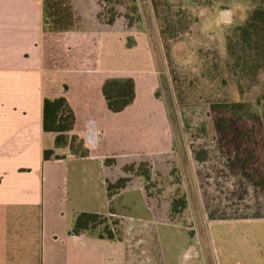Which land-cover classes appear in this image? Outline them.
<instances>
[{
  "label": "crops",
  "instance_id": "0c3cea01",
  "mask_svg": "<svg viewBox=\"0 0 264 264\" xmlns=\"http://www.w3.org/2000/svg\"><path fill=\"white\" fill-rule=\"evenodd\" d=\"M71 1L78 23L70 31L52 33L45 0H0V264H244L220 259L217 248L189 239L180 214H172V202L148 191L143 175L126 176L138 171L130 160L135 155L133 136L144 141L143 154H157L165 165L174 153L169 116L146 117L142 111L153 105L148 96L156 91L158 70L89 67L86 45L104 50L120 40L121 32L106 31L98 23L95 0H84V8L79 0ZM66 61L75 62L66 67ZM113 79L135 84V101L121 113L109 111L103 94L105 83ZM143 88L148 90L141 100ZM59 98L66 99L75 115L70 135L86 142L87 157L74 154L70 146L58 148L57 134L44 132V101ZM45 151L53 153L49 160H44ZM88 161L100 169L105 204L92 203L100 208L78 211L69 219V173L74 164ZM185 195L189 206L190 192ZM84 200L88 206V195ZM160 203L166 207L159 212ZM82 213L145 222L136 232L145 243L132 244L130 233L124 232L113 241L92 233L72 234Z\"/></svg>",
  "mask_w": 264,
  "mask_h": 264
},
{
  "label": "rangeland",
  "instance_id": "374dc122",
  "mask_svg": "<svg viewBox=\"0 0 264 264\" xmlns=\"http://www.w3.org/2000/svg\"><path fill=\"white\" fill-rule=\"evenodd\" d=\"M79 1L83 8L87 5L84 0ZM163 2L168 3L174 18L179 14L175 20L181 18L184 27H187L178 39L170 41L162 38V24L155 17L152 0H136L142 22L140 31L129 32V35L121 32L120 40L109 42L110 45L105 46L104 50L98 44L89 43L85 47L91 68L158 70L156 91L151 95L147 93L149 103L153 105L142 111L146 117L169 116L175 136L172 144L174 153L167 160V168L157 154H143L144 141L133 136L136 147L133 150L135 155L130 160L136 163L138 171L132 169L131 174L126 173V176L136 179L138 174H145L143 180L148 183L147 190L160 194L166 202H172L171 208L174 201H185L186 192H190V205L187 203V208L179 209L177 213L172 210L174 215L185 214V217L179 215L178 220L188 230L189 239H197L199 244L217 248L220 259L225 256L232 262L241 260L244 264H264V193L259 190L254 174L243 168L241 151L234 150L229 158L221 151L220 136L210 111L211 105L217 101L240 102L251 113L264 115V103L257 105L258 99L264 95V71L258 75L255 86L241 93L236 81L225 70L227 38L244 25L252 4L242 0ZM55 3H58L57 10L65 16V10L70 8L68 4L72 7L75 5L70 0H45V7ZM95 10L98 12L96 3ZM46 11V23L50 28L54 19L50 18L49 9ZM223 11L231 12L230 23L221 22ZM69 22L72 25L78 23L76 14ZM74 62L66 61L64 66L72 67ZM59 78L61 80L63 77ZM223 81L225 84H221ZM144 89L139 91L141 100L143 91L148 90ZM160 101L165 103L166 108ZM66 136L68 142L76 137L70 133ZM73 149L76 152L86 150L90 154L86 142L80 137H77ZM72 169L68 184L69 219L78 211L100 208V205L96 208L92 203L105 204L102 175L100 169L97 170V163H76ZM119 169L121 166L116 171ZM108 174L111 177L113 172L109 170ZM84 184L88 185V190ZM184 185L186 192L182 190ZM96 194H99L98 198ZM86 195L89 197L88 206L84 200ZM151 203L156 205L155 201ZM164 206V203L158 206L159 212ZM108 224H111L117 237L123 232L126 236L130 233L132 244L144 245V240L136 232L144 229L145 222L138 224L131 219L111 218ZM152 228L155 230V227Z\"/></svg>",
  "mask_w": 264,
  "mask_h": 264
},
{
  "label": "trees",
  "instance_id": "16d2710c",
  "mask_svg": "<svg viewBox=\"0 0 264 264\" xmlns=\"http://www.w3.org/2000/svg\"><path fill=\"white\" fill-rule=\"evenodd\" d=\"M252 4L243 26L237 28L227 38V59L225 70L236 81L238 89L242 93L256 85L260 72L264 71V0H242ZM48 2V1H47ZM72 3V1L70 0ZM98 12L97 21L106 31L138 32L141 28L136 0H95ZM56 4H51L50 18H53L48 30L52 33L70 31L74 25L70 19L74 18L71 4L66 15L57 10ZM155 17L162 24L161 35L165 40L178 39L187 27L180 18L175 20L171 15L172 10L163 0H152ZM48 11H46L47 14ZM51 12H54L52 15ZM47 25V23H46ZM72 25V26H71ZM221 84H225L223 81ZM103 94L109 111L112 113L123 112L136 98L135 84L130 79L108 80L103 87ZM264 103V95L258 99L257 105ZM211 117L220 136V149L226 157H230L234 150L242 152V166L252 172L256 178L259 190L264 193V115L251 113L242 103L217 101L211 105ZM76 118L65 98L54 100L46 99L43 107V129L46 133L57 134V147L70 146L74 151V143L77 137L68 142L67 134L75 126ZM74 154L87 157L88 151H74ZM53 153L44 152V160H49ZM145 176V174H141ZM120 187L125 181L120 182ZM111 191V187H109ZM111 197V196H110ZM186 200H176L172 204V210L177 213L179 209L185 210ZM173 212V211H172ZM109 218L102 215L82 213L75 222L72 234L85 233L96 234L100 239L115 240Z\"/></svg>",
  "mask_w": 264,
  "mask_h": 264
},
{
  "label": "water",
  "instance_id": "95a60500",
  "mask_svg": "<svg viewBox=\"0 0 264 264\" xmlns=\"http://www.w3.org/2000/svg\"><path fill=\"white\" fill-rule=\"evenodd\" d=\"M232 20L230 11H223L221 13V22L222 23H230Z\"/></svg>",
  "mask_w": 264,
  "mask_h": 264
}]
</instances>
